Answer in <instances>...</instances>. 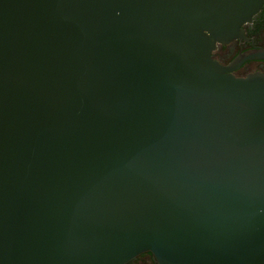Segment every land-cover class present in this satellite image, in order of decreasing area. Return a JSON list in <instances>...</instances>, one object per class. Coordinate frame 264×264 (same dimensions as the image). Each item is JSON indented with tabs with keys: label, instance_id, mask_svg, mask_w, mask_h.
Here are the masks:
<instances>
[{
	"label": "water",
	"instance_id": "water-1",
	"mask_svg": "<svg viewBox=\"0 0 264 264\" xmlns=\"http://www.w3.org/2000/svg\"><path fill=\"white\" fill-rule=\"evenodd\" d=\"M262 7L0 0V264H264Z\"/></svg>",
	"mask_w": 264,
	"mask_h": 264
},
{
	"label": "flooded vegetation",
	"instance_id": "flooded-vegetation-1",
	"mask_svg": "<svg viewBox=\"0 0 264 264\" xmlns=\"http://www.w3.org/2000/svg\"><path fill=\"white\" fill-rule=\"evenodd\" d=\"M242 27L243 36H239L228 44H219L212 53L219 62L232 67L230 72L237 77L259 71L264 72V59L246 60L235 66V60L240 53L264 48V7L255 14L252 22L245 23ZM134 262L135 264H160L154 253L149 250L140 253Z\"/></svg>",
	"mask_w": 264,
	"mask_h": 264
}]
</instances>
